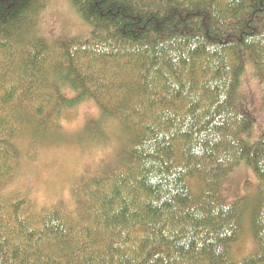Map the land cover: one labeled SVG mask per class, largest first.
Returning a JSON list of instances; mask_svg holds the SVG:
<instances>
[{"label": "trees", "instance_id": "1", "mask_svg": "<svg viewBox=\"0 0 264 264\" xmlns=\"http://www.w3.org/2000/svg\"><path fill=\"white\" fill-rule=\"evenodd\" d=\"M71 3L95 29L84 42L38 36L44 0H0V264H264V140L245 148L235 98L242 52L264 77V0ZM87 101L86 134L118 131L112 163L71 211L9 196L21 160L60 142L61 115ZM240 164L257 180L254 249L233 261L244 203L221 188Z\"/></svg>", "mask_w": 264, "mask_h": 264}, {"label": "rangeland", "instance_id": "2", "mask_svg": "<svg viewBox=\"0 0 264 264\" xmlns=\"http://www.w3.org/2000/svg\"><path fill=\"white\" fill-rule=\"evenodd\" d=\"M44 4L45 12L37 22L38 36L51 43L84 42L93 37L94 27L80 18L71 0H44ZM240 57L244 71L235 98L239 111L251 121V129L241 137L245 148L250 149L264 140V77L252 65L248 53L242 52ZM97 116L98 109L92 101L64 111L60 120L63 132L58 137L60 142L54 140L53 148L41 149L32 162L21 160L7 189L8 195L22 196L38 212L50 211L55 206L71 211L81 183L109 166L116 154L119 134L115 127H110L105 141L93 135L97 126L86 134L84 126ZM18 145L24 153L26 141L21 140ZM221 190L223 199L244 203L241 235L230 247L231 259L240 261L254 249L249 216L255 202L257 180L249 167L240 164L224 179Z\"/></svg>", "mask_w": 264, "mask_h": 264}]
</instances>
